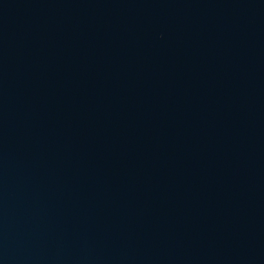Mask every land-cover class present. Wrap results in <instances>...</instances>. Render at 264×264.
I'll return each mask as SVG.
<instances>
[{"label": "water", "instance_id": "95a60500", "mask_svg": "<svg viewBox=\"0 0 264 264\" xmlns=\"http://www.w3.org/2000/svg\"><path fill=\"white\" fill-rule=\"evenodd\" d=\"M0 264H264V0H0Z\"/></svg>", "mask_w": 264, "mask_h": 264}]
</instances>
